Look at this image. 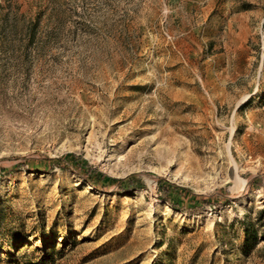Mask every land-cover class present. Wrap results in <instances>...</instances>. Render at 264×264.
Here are the masks:
<instances>
[{
  "label": "rangeland",
  "instance_id": "374dc122",
  "mask_svg": "<svg viewBox=\"0 0 264 264\" xmlns=\"http://www.w3.org/2000/svg\"><path fill=\"white\" fill-rule=\"evenodd\" d=\"M262 209L264 0H0V264H264Z\"/></svg>",
  "mask_w": 264,
  "mask_h": 264
},
{
  "label": "trees",
  "instance_id": "16d2710c",
  "mask_svg": "<svg viewBox=\"0 0 264 264\" xmlns=\"http://www.w3.org/2000/svg\"><path fill=\"white\" fill-rule=\"evenodd\" d=\"M85 174L87 175L93 186H96L99 180L103 179H107L108 181L112 182L116 181L115 178L109 177L108 175H105L104 173L93 169L92 167L88 168ZM175 189H177V187H175ZM198 197L202 198L201 196ZM165 201L175 209L181 210L185 208L178 201H173L170 197H165ZM242 223V230L244 233L242 252L245 255H248L257 247V245H259L261 242H264V209L258 211L255 219L249 222L244 221Z\"/></svg>",
  "mask_w": 264,
  "mask_h": 264
}]
</instances>
